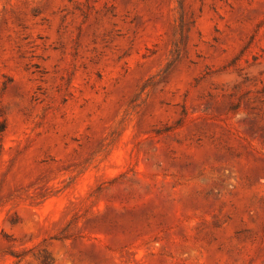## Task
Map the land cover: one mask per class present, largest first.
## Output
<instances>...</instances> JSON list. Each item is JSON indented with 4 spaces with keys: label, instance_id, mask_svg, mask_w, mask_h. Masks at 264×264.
Segmentation results:
<instances>
[{
    "label": "rangeland",
    "instance_id": "374dc122",
    "mask_svg": "<svg viewBox=\"0 0 264 264\" xmlns=\"http://www.w3.org/2000/svg\"><path fill=\"white\" fill-rule=\"evenodd\" d=\"M264 264V0H0V264Z\"/></svg>",
    "mask_w": 264,
    "mask_h": 264
},
{
    "label": "trees",
    "instance_id": "16d2710c",
    "mask_svg": "<svg viewBox=\"0 0 264 264\" xmlns=\"http://www.w3.org/2000/svg\"><path fill=\"white\" fill-rule=\"evenodd\" d=\"M50 257L47 255L45 256L44 260H43V264H50Z\"/></svg>",
    "mask_w": 264,
    "mask_h": 264
}]
</instances>
